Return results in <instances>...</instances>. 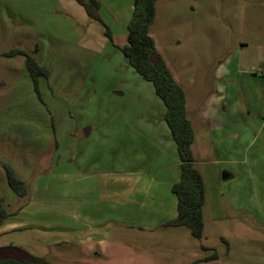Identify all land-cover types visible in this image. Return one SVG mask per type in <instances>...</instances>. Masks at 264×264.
<instances>
[{
    "label": "rangeland",
    "instance_id": "rangeland-1",
    "mask_svg": "<svg viewBox=\"0 0 264 264\" xmlns=\"http://www.w3.org/2000/svg\"><path fill=\"white\" fill-rule=\"evenodd\" d=\"M100 2L113 41L76 0H0V247L37 256L91 233L110 252L94 264H264V0L156 2L150 34L186 91L206 184L200 239L163 225L180 158L164 102L121 51L134 0Z\"/></svg>",
    "mask_w": 264,
    "mask_h": 264
},
{
    "label": "trees",
    "instance_id": "trees-1",
    "mask_svg": "<svg viewBox=\"0 0 264 264\" xmlns=\"http://www.w3.org/2000/svg\"><path fill=\"white\" fill-rule=\"evenodd\" d=\"M88 16L105 26V34L113 41L114 35L104 22L99 10L100 0H76ZM157 0H134L132 17L127 24V43L121 47L128 63L146 80L153 83L156 94L166 106V121L177 144L180 158V178L172 185L177 197V215L166 222L167 226H186L196 238H202L205 221L203 208L206 201V184L203 174L195 164L192 145L195 132L187 115V96L184 87L177 81L170 66L159 53L150 28L156 16ZM26 55V63L34 76L40 72L48 74L31 55ZM6 171L10 185L25 194V182L18 179L14 169L7 164ZM20 189H23L20 190ZM6 254L17 251L15 255L0 258V264H48L45 257L30 254L23 248L2 246ZM10 255V256H9Z\"/></svg>",
    "mask_w": 264,
    "mask_h": 264
},
{
    "label": "crops",
    "instance_id": "crops-1",
    "mask_svg": "<svg viewBox=\"0 0 264 264\" xmlns=\"http://www.w3.org/2000/svg\"><path fill=\"white\" fill-rule=\"evenodd\" d=\"M56 1H59V0H56ZM179 178L177 180H179ZM177 180H174V181L176 182ZM174 181L171 182V186H170L171 191H172V185L174 184ZM173 198H175V197H172V211L168 212V213H170V215L172 214L171 218H169V220L173 219L177 215V206H176L177 201L175 200V202H174ZM165 214H167V212ZM167 221H165L163 223V225H166ZM13 225L16 226V224H13ZM176 227H179V226H176ZM46 228L50 229L51 227L46 226ZM61 228H63V227L60 226L59 229H61ZM75 229H77V227ZM44 245L45 246L40 248V252H39V253L42 252V255H37V256L45 257L46 260L48 261V263H50V264L53 263L54 258H61V257H65V258L69 257V259H72L71 264H94L93 262H91V263L87 262V260L91 257V255H94L95 257L106 258V259L110 258V255L108 254V253H110L108 251V247L104 246L105 241L103 239L96 238L91 233H89V234L83 233L79 236L69 237L66 239L59 238V239L54 240L52 242H47ZM60 248H65V250H63V252H61V251H59V250H61ZM202 248L204 250L209 249L205 245H203ZM76 256H79L80 258H76ZM210 257H211V255H209V256L208 255L198 256V257L195 256L192 259H188V260L187 259L175 260L174 263L175 264H206L212 260V259H210ZM78 259H81V260H78ZM121 264H123V263H121ZM124 264H126V263H124ZM127 264H129V263H127Z\"/></svg>",
    "mask_w": 264,
    "mask_h": 264
},
{
    "label": "water",
    "instance_id": "water-1",
    "mask_svg": "<svg viewBox=\"0 0 264 264\" xmlns=\"http://www.w3.org/2000/svg\"><path fill=\"white\" fill-rule=\"evenodd\" d=\"M116 93L122 94V91H116ZM84 131H85V134L88 135L89 132H90V128H89V127H86ZM222 178H223V179H227V178H229V173L226 172V171H224V172L222 173Z\"/></svg>",
    "mask_w": 264,
    "mask_h": 264
},
{
    "label": "built area",
    "instance_id": "built-area-1",
    "mask_svg": "<svg viewBox=\"0 0 264 264\" xmlns=\"http://www.w3.org/2000/svg\"><path fill=\"white\" fill-rule=\"evenodd\" d=\"M263 70V72H264V69H262Z\"/></svg>",
    "mask_w": 264,
    "mask_h": 264
}]
</instances>
